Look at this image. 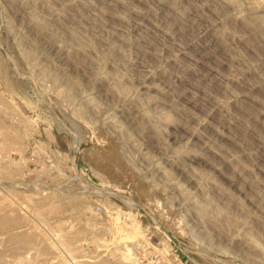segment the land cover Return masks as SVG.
<instances>
[{
  "label": "rangeland",
  "instance_id": "374dc122",
  "mask_svg": "<svg viewBox=\"0 0 264 264\" xmlns=\"http://www.w3.org/2000/svg\"><path fill=\"white\" fill-rule=\"evenodd\" d=\"M0 213L29 264H264V0H0Z\"/></svg>",
  "mask_w": 264,
  "mask_h": 264
},
{
  "label": "bare ground",
  "instance_id": "6f19581e",
  "mask_svg": "<svg viewBox=\"0 0 264 264\" xmlns=\"http://www.w3.org/2000/svg\"><path fill=\"white\" fill-rule=\"evenodd\" d=\"M66 191V190H65ZM99 191V190H98ZM97 192V191H96ZM102 192V191H101ZM66 193H67V191H66ZM66 193L64 194L65 196H66ZM92 194H94V193H92ZM97 194V193H96ZM100 195V194H99ZM103 195V194H102ZM63 196V195H62ZM64 196V197H65ZM83 196V195H82ZM81 196V197H82ZM101 196V195H100ZM104 196V195H103ZM72 197H74V196H72ZM47 198V197H46ZM46 198L44 199H41V200H46ZM78 198V197H77ZM76 198V199H77ZM48 199V198H47ZM54 200H55V198H53ZM75 199V200H76ZM81 200H82V198H80ZM64 200V199H63ZM73 200V199H72ZM78 200V199H77ZM50 202V201H49ZM52 202V201H51ZM54 202V201H53ZM56 202V201H55ZM59 202V201H58ZM70 202H71V200H70ZM73 202V201H72ZM1 214V213H0ZM12 217V216H11ZM21 219L20 218H14V217H12V218H9V217H7L6 215H3V214H1L0 215V254L1 253H4V252H9L10 254H11V260H12V258L14 257V258H16L17 260H19V258H17V257H15V255L17 254V253H19L20 254V252H18V251H20V250H22L21 251V253L22 254H24V251L25 252H30L31 254H33L34 253V259H39V253H38V251H37V245H39L40 243H42V245H43V250L46 252V251H48L49 250V244H47V243H44L43 241H41V240H38V234L39 233H37V230H30V232L28 231V232H26L25 230V232H24V234H20L21 233V230H19L20 231V233L18 234L17 232L15 233V230L18 228V224H20L21 223V221H20ZM21 225V224H20ZM17 231V230H16ZM117 235H124V234H122V231L120 230V229H118L117 230ZM21 235V236H20ZM16 237H19L18 238V240H16L17 242H19L20 241V243H19V245H18V243L17 242H15V238ZM15 243H17V246H15ZM159 249H156V253L159 255V256H161V258L163 259V262H168V261H173V257H175V256H169V255H167L166 254V252H165V249L163 248H160V247H158ZM24 250V251H23ZM33 252V253H32ZM26 253V254H27ZM50 254H53V252H51ZM25 255V254H24ZM127 254H124V255H122L123 256V258H125V256H126ZM25 257V256H24ZM24 257H22V258H24ZM28 259H30V255H29V253H28ZM26 257V258H27ZM20 258H21V256H20ZM32 258V257H31ZM127 258V257H126ZM32 260V261H36V260ZM31 260V259H30ZM30 260H27L28 262L30 261ZM20 261V260H19ZM22 261V262H21ZM18 264H20V263H22V264H29V263H31V262H27L26 261V259L24 258V260L22 259ZM12 262V261H11ZM17 263V262H16ZM33 263V262H32ZM14 264H15V262H14Z\"/></svg>",
  "mask_w": 264,
  "mask_h": 264
},
{
  "label": "built area",
  "instance_id": "2783aa9c",
  "mask_svg": "<svg viewBox=\"0 0 264 264\" xmlns=\"http://www.w3.org/2000/svg\"><path fill=\"white\" fill-rule=\"evenodd\" d=\"M167 244H168V246L170 245V248L173 249V250H174L175 247H176V244L173 242L172 239H169Z\"/></svg>",
  "mask_w": 264,
  "mask_h": 264
}]
</instances>
